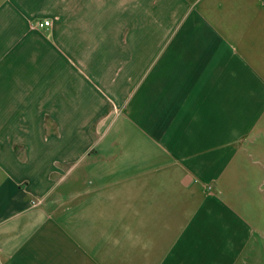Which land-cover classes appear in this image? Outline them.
Listing matches in <instances>:
<instances>
[{"label":"crops","instance_id":"1","mask_svg":"<svg viewBox=\"0 0 264 264\" xmlns=\"http://www.w3.org/2000/svg\"><path fill=\"white\" fill-rule=\"evenodd\" d=\"M56 7L0 0V264H263L264 0H111L62 78Z\"/></svg>","mask_w":264,"mask_h":264},{"label":"rangeland","instance_id":"2","mask_svg":"<svg viewBox=\"0 0 264 264\" xmlns=\"http://www.w3.org/2000/svg\"><path fill=\"white\" fill-rule=\"evenodd\" d=\"M85 0H72L71 6L66 5L64 0H57V16L56 19L60 21L59 29L57 30V40L56 47L63 51V43L65 34H69L73 40V52L72 55H59L61 57L60 60V68L57 71L59 77H63L64 75V67L68 64H77L79 61V47L78 43L81 39V34L84 39L89 40L91 36L90 33L96 32L97 30H107L110 29L111 25V15H112V7L111 0H86V4L84 5ZM98 3V5H96ZM65 4V5H64ZM102 18V23L97 18ZM90 32V33H89ZM41 40H48V37L41 34ZM85 41V40H84ZM74 44H77L75 47ZM42 45V44H41ZM61 103V102H60ZM59 104V103H58ZM57 104V108H58ZM58 110V109H57ZM63 110V109H59ZM56 137H61L58 134V129H56ZM89 141L90 139L94 141V132H90L89 128ZM258 264H262L259 262ZM264 264V261H263Z\"/></svg>","mask_w":264,"mask_h":264},{"label":"built area","instance_id":"3","mask_svg":"<svg viewBox=\"0 0 264 264\" xmlns=\"http://www.w3.org/2000/svg\"><path fill=\"white\" fill-rule=\"evenodd\" d=\"M51 25L50 20H42V21H37L33 24V27L38 28V29H45ZM0 263H1V257H0Z\"/></svg>","mask_w":264,"mask_h":264}]
</instances>
